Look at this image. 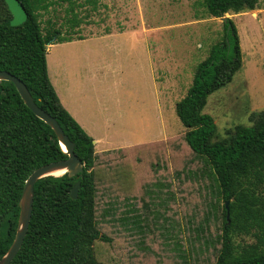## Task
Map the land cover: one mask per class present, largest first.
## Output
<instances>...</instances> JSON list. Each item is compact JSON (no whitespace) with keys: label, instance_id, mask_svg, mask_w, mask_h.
Wrapping results in <instances>:
<instances>
[{"label":"rangeland","instance_id":"1","mask_svg":"<svg viewBox=\"0 0 264 264\" xmlns=\"http://www.w3.org/2000/svg\"><path fill=\"white\" fill-rule=\"evenodd\" d=\"M65 7L42 12L43 27L48 19L60 25ZM78 11L82 21L68 32L84 39L51 43L47 62L65 88L57 84L61 95L99 140L96 216L105 239L94 244L97 260L214 262L225 202L211 168L186 142L175 108L197 64L223 38L222 17H228L238 29L243 68L210 95L205 112L225 136L264 109V0L254 10L221 17L206 13L203 0H98L96 8L86 3Z\"/></svg>","mask_w":264,"mask_h":264},{"label":"trees","instance_id":"2","mask_svg":"<svg viewBox=\"0 0 264 264\" xmlns=\"http://www.w3.org/2000/svg\"><path fill=\"white\" fill-rule=\"evenodd\" d=\"M28 12L21 25L0 0V70L20 78L34 101L50 113L75 143L84 170L40 178L34 187L33 212L23 245L11 264H100L94 244L105 239L98 227V193L94 138L62 104L50 79L48 43L84 39L72 31L82 18L78 8L98 0H20ZM259 0H203L206 13L221 17L257 8ZM64 4L66 19L57 25L42 12ZM66 29V32L63 31ZM70 29V30H67ZM243 68V53L235 22L224 21V36L200 61L187 94L176 103V113L187 128L185 140L211 168L223 204L221 247L214 262L204 264H264V109L253 111L250 125L236 124L220 136L214 117L205 112L210 95L230 83ZM55 131L24 101L15 84L0 80V259L11 246L18 228L19 202L29 175L38 167L67 159ZM81 182L78 198L70 196ZM228 203V206L226 205ZM255 241L236 243V235Z\"/></svg>","mask_w":264,"mask_h":264},{"label":"water","instance_id":"3","mask_svg":"<svg viewBox=\"0 0 264 264\" xmlns=\"http://www.w3.org/2000/svg\"><path fill=\"white\" fill-rule=\"evenodd\" d=\"M13 18L11 20V25L18 26L23 24L28 19V12L20 0H5ZM228 17H222L225 21ZM51 43L46 45L47 49ZM0 80H10L12 81L25 103L47 124H49L55 131L62 147L68 153L69 157L67 159L54 161L47 163L38 167L34 170L26 180L22 197L19 202L20 215L18 221V228L15 238L9 247L6 254L0 259V264H11V262L16 257L17 253L21 249L24 239L27 235L34 204V187L36 182L45 176L53 175L50 172L58 169H65L70 176L81 173L84 170V163L81 158L75 152V143L70 139L68 134L65 133L59 122L46 110L42 109L36 104L34 98L28 89L27 85L14 74L6 71L0 70ZM65 172V173H66ZM81 188V182L77 181L71 190L70 196L73 199L78 198L79 189ZM227 202V206H228Z\"/></svg>","mask_w":264,"mask_h":264},{"label":"crops","instance_id":"4","mask_svg":"<svg viewBox=\"0 0 264 264\" xmlns=\"http://www.w3.org/2000/svg\"><path fill=\"white\" fill-rule=\"evenodd\" d=\"M47 63H48V62H47ZM48 65H49V63H48ZM48 72H49V71H48ZM49 76H50V79H51V81H52V83H53V85H54V87H55V89H56V91H57V93H58L60 99H61L62 104H63V105L69 110V112H70L74 117H76L77 121H79V122L81 123V121L78 119V116H77L76 113H75L77 109H76L75 107H73V106L71 105L70 102H69L70 105L68 104V102L66 101L67 96H66V97H63V96L61 95L59 89H58L57 84H58L59 86L62 87V89H63V91H64V93H65V88H64L63 84L61 83V81H60V79H59V76H58V75H55V73H54V77H52V75H51V71H50V73H49ZM65 98H66V99H65ZM71 106H72V107H71ZM81 125L84 126L82 123H81ZM93 138H94V137H93ZM98 142H99V140L96 139V138H94L95 147L97 146Z\"/></svg>","mask_w":264,"mask_h":264},{"label":"bare ground","instance_id":"5","mask_svg":"<svg viewBox=\"0 0 264 264\" xmlns=\"http://www.w3.org/2000/svg\"><path fill=\"white\" fill-rule=\"evenodd\" d=\"M65 172H66L65 169H58V170H54V171H52L50 173L55 175V176H60V175L64 174Z\"/></svg>","mask_w":264,"mask_h":264}]
</instances>
